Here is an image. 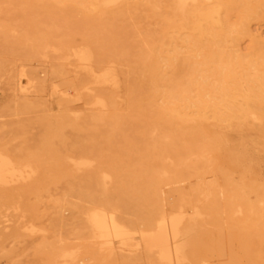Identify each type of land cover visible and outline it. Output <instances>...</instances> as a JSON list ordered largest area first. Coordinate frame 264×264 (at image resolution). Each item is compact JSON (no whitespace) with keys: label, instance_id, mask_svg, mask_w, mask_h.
<instances>
[{"label":"bare ground","instance_id":"6f19581e","mask_svg":"<svg viewBox=\"0 0 264 264\" xmlns=\"http://www.w3.org/2000/svg\"><path fill=\"white\" fill-rule=\"evenodd\" d=\"M46 1L64 7L77 4L91 12L105 13L129 12L144 2L145 7L161 8L165 25L162 36L166 39L157 45L145 44L143 51L130 61L121 47H116L109 60H100L94 45L85 37L75 45V40L68 36L65 52L41 37L36 45L30 46L32 56L45 57L50 48L56 58L65 60L55 69L56 78L62 82L52 88L59 117L53 133L52 128H46L47 138L62 139L66 133L70 138L77 133L76 137L87 134L92 139L85 145L78 140L68 141L65 155L56 160L62 178L77 189L78 198L87 205L80 206L78 213L68 212L70 219L75 220L70 247L60 249L49 259L55 263L60 260L62 264H88L92 258L102 264H117L118 260L126 264H134L136 260L145 264H192L196 259L193 242L202 231L199 219L204 213L198 208L190 211L187 205L191 201L187 203L183 197L166 207L162 186L177 182L183 163L170 159H164L169 163H161L159 158L161 154H170L180 162L187 154L196 156V142L201 137L199 125L209 120L230 134L251 130L249 123L256 122L260 132H264V41L253 50L250 59L238 55L233 44L238 35L245 33L251 20L264 14V0H133L132 4L129 0ZM126 63H130L133 77L141 73L147 85L140 103L135 95L143 88L140 82L133 79L122 87L123 71L118 68ZM163 68L172 71L168 79L160 72ZM9 70L0 63V79L8 81ZM21 76H27L26 72L22 71ZM31 82L27 76L26 83ZM23 89V81L19 80L17 90L23 93ZM121 90L126 92L122 97ZM157 100L161 101L160 107L156 106ZM123 104L131 109L126 116L119 107ZM13 105L14 112L29 107L23 99L15 100ZM126 118L144 124L145 127L137 129L138 133L144 138L150 136L145 145L132 151L139 158L147 157L142 164L138 163L141 159L136 160L140 168L134 161L112 166L105 162L93 142L98 126L112 122L119 126ZM166 128L174 144L164 142ZM224 142L226 156L241 161L240 165L253 151H264L261 134L249 133L237 141ZM34 162L33 155L22 157L11 148H0V206L15 212L0 221V235L4 231L8 238L16 239L19 235L25 211L13 206L12 187L28 182L38 173L39 165L33 166ZM129 183L138 187L136 200L147 202L148 207L138 215L126 213L118 201L121 189ZM211 194L200 193L210 217L216 220L217 213L208 204L212 202ZM237 197L248 221L264 219V208H255L241 194ZM27 229L35 232L33 226ZM245 251L249 253L247 264H256L247 246ZM79 253L90 258L81 259Z\"/></svg>","mask_w":264,"mask_h":264},{"label":"rangeland","instance_id":"374dc122","mask_svg":"<svg viewBox=\"0 0 264 264\" xmlns=\"http://www.w3.org/2000/svg\"><path fill=\"white\" fill-rule=\"evenodd\" d=\"M3 2L0 5V63L10 70L8 81L0 79V148H11L22 157L35 156L33 166L39 165V171L28 182L12 187L13 206L24 210L25 218L16 239L8 238L5 231L1 233L0 264H62L60 260L55 263L51 259L60 249L70 247L72 224L75 220L70 219L68 212L78 213L80 206L87 204L78 198L77 189L62 178L61 167L56 166V160L65 155L68 141L78 140L85 145L91 143L92 139L87 134L76 137L77 133L70 138H67L69 133L63 135L62 139L54 136L47 138L46 128H52L53 133L55 120L59 117L57 98L52 94V88L55 85L61 86L62 82L56 78L55 69L65 60L56 58L50 48L45 57L32 56L30 46L36 45L41 37L65 52L68 36L75 40V45H79L85 37L94 45L92 47L100 60H109L116 47H121L130 61L143 51L145 44L157 45L166 40L162 36L165 25L160 14L163 13L160 12L161 8L145 7L144 2L129 12L121 13L91 12L77 4L71 3L64 7L63 4L46 0ZM128 3L132 4L133 0ZM156 12L159 14H155ZM238 36V40L233 43L236 53L250 59L253 50L261 47L264 41V14L251 20L245 33ZM129 65L130 63H126L118 68L123 71L121 78L124 82L121 84L125 88L133 79L140 82L143 88L135 93L136 100L140 103L147 85L143 82L145 80L141 73L133 77ZM22 71L32 79L30 84L26 83L27 76H21ZM160 72L165 74V79L172 75L170 69L163 68ZM19 80L23 81V93L17 90ZM124 90L119 93L121 97L126 93ZM20 98L29 107L14 112L13 103L15 100H22ZM156 106L160 107L161 101L157 100ZM119 107L123 110V116L129 110L131 112L130 107L125 104ZM132 119L126 118L119 126H115V122L100 125L92 137L100 155L112 166H125L134 161L137 168H140L139 164L147 158H139L140 155L132 153L150 140V136L144 138L138 133L137 129L145 125L135 124ZM249 124L251 130L230 134L229 130H223L209 120L199 125L201 137L196 142V156L187 154L179 162L170 154L160 155L161 163L166 161L164 159L183 163L178 169L181 177L177 182L162 186L163 203L167 204L166 207L169 208L170 202L183 197L187 203L191 201L187 205L190 211L198 208L204 213L199 219V223L202 222L203 225L202 231L193 242L196 259L192 264H247L249 253L245 251L246 246L253 261L264 264V219L248 221L237 197L241 194L255 208H264V151H253L244 165H240L241 161L229 159L223 150L225 139L237 141L249 133L264 136L257 122ZM12 128L17 130L12 131ZM163 133L167 136L164 142L174 144L167 135V128ZM178 145L176 143L177 147ZM176 146L172 147L177 148ZM211 147L212 150L208 152L207 149ZM137 159H141L139 164ZM134 186L130 183L125 185L118 195V201L124 205L126 213L138 215L141 209L148 206L147 202L136 200L135 191L138 187ZM209 192L212 193L209 196L212 202L209 201L208 204L217 213L216 220L210 217L211 212L207 210L204 195H200ZM14 214L12 208L0 206V221ZM31 226L35 229L33 233L27 229ZM1 227L0 224V229ZM88 257L90 258L86 253H79L81 259L86 260ZM87 263L102 264V261L92 258ZM117 264L126 263L118 260ZM134 264L145 262L136 260Z\"/></svg>","mask_w":264,"mask_h":264}]
</instances>
